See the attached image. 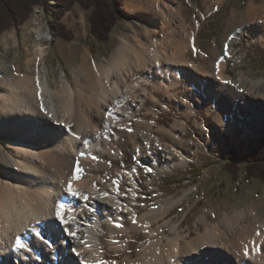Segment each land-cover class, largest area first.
Listing matches in <instances>:
<instances>
[{
  "label": "bare ground",
  "instance_id": "bare-ground-1",
  "mask_svg": "<svg viewBox=\"0 0 264 264\" xmlns=\"http://www.w3.org/2000/svg\"><path fill=\"white\" fill-rule=\"evenodd\" d=\"M139 1H125L139 22L121 33L113 54L102 62L81 52L70 74L62 71L54 79V87L44 59V42L52 36L36 21L30 27L28 72L13 58L0 68V132L6 137L0 144V264H264V215L258 208L224 212L217 222L202 215L196 224L203 231L187 240L180 223L166 218L182 196L164 199L153 179L187 166L191 146V154L199 153L198 144L174 133L177 121L153 134L170 99L185 94L186 111L198 104L213 114L212 130L194 120L202 135L213 134V144L229 135L243 149L257 129L264 130V79L253 80L241 68L227 71L229 60L242 59L233 52L236 35H253L264 44V10L251 3L230 11L220 35L224 54L209 72L189 58L199 49V29L209 10L201 12L193 0L185 7L175 0ZM194 10L200 17L190 22L185 12ZM238 26L241 31L226 36ZM13 38L6 33L8 47ZM124 139L137 163L132 170L114 168L106 180L101 174L110 168L106 157L123 159ZM141 173L151 178L143 181ZM69 182L75 196L67 191ZM60 204L68 224L56 217ZM132 233L142 236L134 255L126 252L124 240ZM104 234L108 250L123 253L120 258L106 256ZM17 237L27 247L17 249Z\"/></svg>",
  "mask_w": 264,
  "mask_h": 264
},
{
  "label": "rangeland",
  "instance_id": "rangeland-1",
  "mask_svg": "<svg viewBox=\"0 0 264 264\" xmlns=\"http://www.w3.org/2000/svg\"><path fill=\"white\" fill-rule=\"evenodd\" d=\"M119 1L121 2L122 9L121 18L112 27L108 34V40L105 42L96 41L90 34V10H84L75 4L65 13L62 22L73 33V39L65 41L55 37L50 32L48 23L51 18L49 13L45 11L43 6L35 5L29 19L18 28V32L15 28L11 27L0 35V68H4L7 62L5 59L13 58V61L18 65L20 71L28 72L26 60L33 56V46H31L33 33L30 31V27L34 21L40 23L43 29L48 31L52 36L49 41L44 42L46 49L44 59L47 67V79L52 87H54V79L58 80L62 71L65 72L66 76L70 74L71 67L78 62L80 53L85 50H88L94 59L105 62L106 58L113 54L117 43L116 40L120 37L121 33H129L130 29L135 27L136 22H139L136 16L129 14L125 9L124 4L126 0ZM144 1L140 0L139 2L142 3ZM175 1L183 5V7L189 4L188 0ZM193 2L196 3L201 12L207 9L209 13L205 15L204 21L199 29L197 40L199 49L197 53L191 52L189 58L197 66L199 65L198 67L201 71L213 72V61L216 60V57L223 56L225 50L226 41L220 36L223 33L222 21L224 18H229L231 10L242 11L251 5V3L252 6L254 5L264 10V0H222L219 4H216L214 0L213 2L212 0H193ZM48 5L55 9H61L62 7L56 4V0L50 1ZM217 7L218 10L213 11ZM185 15L190 22L196 19L198 20L200 17L195 10L193 12L186 11ZM234 28L230 32H226V36L232 35L237 30H242L240 26L236 27L235 30ZM7 32L14 36L9 47L5 42ZM158 35L161 36V32ZM255 38L253 35L248 36L244 34L235 36L233 52L234 54L236 53L235 56H242V59L237 63L228 61L227 71L229 70V73L233 72L235 74L241 68L244 70V74L253 80L264 79V44ZM214 39H216L215 45ZM31 66L34 67L33 64ZM164 95L165 93L161 94V100L164 98ZM184 96L186 95L184 94L180 97L182 101L178 97L175 100L170 99L169 103L167 101L166 110L160 111L158 114L157 124L153 126V134L159 135V132L155 131L156 128L166 127L163 128L164 131V129L167 130L172 123L177 121L181 126L178 124L179 126L177 125L174 133L177 136L182 135L184 140H193L195 145L198 144L197 150H199L200 154H191V151L195 148V146H191V148L186 150L187 156L189 157L187 166L174 172L156 175L153 179L154 183L163 193L164 199L167 197L177 199L182 196L181 201L170 209L166 218L174 217V221L180 223L183 232L188 234L187 240H192L198 232L203 231L202 226L200 224L197 226L196 224L197 218L202 215L207 216L213 222H217L224 212L231 213L232 210H239L241 208L248 209L250 206L258 208L261 215H264V182L257 178L247 180L245 178V163L243 162L239 161V171L236 178H233L223 168L227 162V154L229 151L234 150L239 155L248 153L264 140V130L257 129L252 141L243 149L236 145L235 140H231L229 135L225 136L226 141L221 142V138H216L213 144V134L204 132V135H202L199 126L194 122L196 120L197 124H204L212 130L213 114L206 115L205 109L198 106V104L195 105L194 110L186 111L185 106H182L184 105L182 103L184 102ZM185 128L186 131L182 132ZM164 132L161 133V135L163 134V139L168 143H172L173 141H171L170 136L164 134ZM207 135L211 136L207 137ZM5 139V135L0 132V144ZM5 150L8 152L13 151L12 148L8 149V147H5ZM122 153L123 159L111 156L106 157L110 168L101 171V174L105 176L106 180L107 178L108 180L111 179L114 168L132 170L136 165L135 152L131 143L126 139L122 142ZM141 177L143 181L151 178L146 173H141ZM190 189H192V192L186 197ZM142 192L145 193L147 190L142 189ZM148 198L151 197L148 196ZM141 239L142 236L140 234L132 233L131 235L124 236V240L129 242V247L126 252L134 255L139 249L138 244ZM229 240L231 241V239ZM102 242L104 243H102V246L104 245L103 249L107 251L106 256L108 258H120L122 256L123 253L116 254L108 250L106 245L108 237L106 234L103 235Z\"/></svg>",
  "mask_w": 264,
  "mask_h": 264
},
{
  "label": "trees",
  "instance_id": "trees-1",
  "mask_svg": "<svg viewBox=\"0 0 264 264\" xmlns=\"http://www.w3.org/2000/svg\"><path fill=\"white\" fill-rule=\"evenodd\" d=\"M47 0H0V35L11 27L18 28L30 17L35 5L43 6L49 13L50 32L57 38L65 41L73 39V33L66 28L62 18L71 7L77 4L84 10H90L89 28L90 34L98 42L108 40V34L116 22L121 18V2L119 0H56L61 9H55L48 5ZM239 161L245 163V178L247 180L257 178L264 182V140L248 153L239 155L231 150L227 154V162L223 168L233 178L237 177Z\"/></svg>",
  "mask_w": 264,
  "mask_h": 264
},
{
  "label": "snow or ice",
  "instance_id": "snow-or-ice-1",
  "mask_svg": "<svg viewBox=\"0 0 264 264\" xmlns=\"http://www.w3.org/2000/svg\"><path fill=\"white\" fill-rule=\"evenodd\" d=\"M110 115V113H109ZM129 131H131V129H129ZM94 160L96 159V157H92ZM78 171H82L81 169H77ZM149 171H151V169H149ZM67 191L69 193H71L72 195H76V192L73 190L72 186H71V182H69V185H68V189ZM85 199H87V197H85ZM65 209V206L63 204H60L59 207H58V210L56 212V217L59 218V221L61 224H68V220L64 219V216L62 215V212L64 211ZM53 223H55V219L53 220ZM133 223H135V221H133ZM117 227H122V225L120 224H117L116 225ZM72 235H75V233H72ZM37 236H41L40 233H37ZM41 239H43V237L41 236ZM46 244H47V241H44ZM16 247L17 249H24L25 247H27V245H25L24 243L21 242V239L19 237L16 238ZM51 246V245H49ZM245 255H247V252H245Z\"/></svg>",
  "mask_w": 264,
  "mask_h": 264
}]
</instances>
